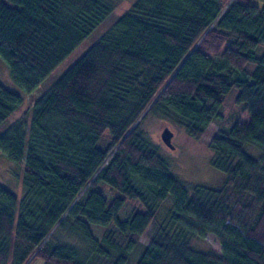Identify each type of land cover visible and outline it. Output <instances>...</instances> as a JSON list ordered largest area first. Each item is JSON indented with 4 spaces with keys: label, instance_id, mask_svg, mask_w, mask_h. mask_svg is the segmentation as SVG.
Returning a JSON list of instances; mask_svg holds the SVG:
<instances>
[{
    "label": "trees",
    "instance_id": "trees-1",
    "mask_svg": "<svg viewBox=\"0 0 264 264\" xmlns=\"http://www.w3.org/2000/svg\"><path fill=\"white\" fill-rule=\"evenodd\" d=\"M115 2L0 0L11 79L32 92ZM262 2L135 0L33 100L24 122L4 128L0 151L24 163L20 198L0 184V264H264ZM232 89L247 117L220 125L208 143L224 180L189 184L140 121L159 116L199 140L221 122ZM21 99L0 82V124ZM127 201L140 207L121 216ZM205 233L219 252L194 245Z\"/></svg>",
    "mask_w": 264,
    "mask_h": 264
},
{
    "label": "rangeland",
    "instance_id": "rangeland-1",
    "mask_svg": "<svg viewBox=\"0 0 264 264\" xmlns=\"http://www.w3.org/2000/svg\"><path fill=\"white\" fill-rule=\"evenodd\" d=\"M135 0H116L112 11L91 31V33L83 39L71 53H69L45 78L39 85L30 93H27L21 86L17 85L10 77L8 66L0 57V82L17 91L21 94V102L19 106L0 124V134L3 129L14 123L15 121H25L29 117L30 107L33 100L44 93L54 80L64 72L80 55L115 21V19L123 13ZM253 3L261 6L262 0H252ZM262 50L259 45L258 52ZM248 68L252 69L253 64L248 63ZM237 93L236 89L230 90L224 100L222 112L223 118L221 122H210L206 130L199 140L190 138L186 132L179 126L168 122L166 119L155 115H148L140 121V126L144 131L145 136L151 143L157 146L159 153L167 160L170 170L184 179L187 183H203L213 187L220 186L224 180L225 174L223 171L215 168L210 158L212 150L208 143L217 131L219 126L231 124L236 119L247 117L246 111L235 103L234 97ZM168 126L172 132L171 142L173 148L167 146L161 139L162 129ZM108 134L104 132L100 145H103L107 140ZM23 163L24 157L20 163L8 158V156L0 151V184L9 188L18 198L23 193ZM166 201L162 208L158 211L159 217L164 214ZM138 205L137 202L127 201L120 212L121 216H125L132 206ZM140 207V206H139ZM158 217L153 220L142 233L140 240L142 243L149 241L150 233L154 225L157 223ZM57 235L64 236V231H59ZM194 245L207 250L220 251V243L211 233H205L200 239L193 240ZM136 257H132L128 264H134ZM30 264H42L39 258L34 259Z\"/></svg>",
    "mask_w": 264,
    "mask_h": 264
},
{
    "label": "water",
    "instance_id": "water-1",
    "mask_svg": "<svg viewBox=\"0 0 264 264\" xmlns=\"http://www.w3.org/2000/svg\"><path fill=\"white\" fill-rule=\"evenodd\" d=\"M172 135H173V132H172V130L168 126H165L162 129L161 139L170 148H173V144L171 142Z\"/></svg>",
    "mask_w": 264,
    "mask_h": 264
}]
</instances>
